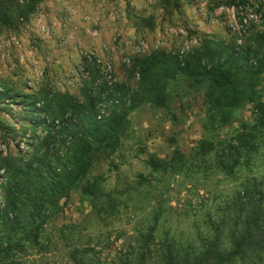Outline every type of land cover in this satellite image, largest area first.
I'll list each match as a JSON object with an SVG mask.
<instances>
[{
	"label": "trees",
	"instance_id": "1",
	"mask_svg": "<svg viewBox=\"0 0 264 264\" xmlns=\"http://www.w3.org/2000/svg\"><path fill=\"white\" fill-rule=\"evenodd\" d=\"M41 1L0 0V33L15 29ZM203 1L210 11L237 12L253 2ZM159 2L179 8L177 0ZM256 11L260 28L251 26L240 44L237 36L201 35L182 54L152 51L133 58L112 89L83 58L76 86L65 92L48 75L32 89L19 75L0 78V264H19L18 257L41 250L47 225L73 195L107 227L128 209L132 192L148 188L154 195L175 177L225 182L230 193L202 202L205 215L186 234L163 225V198L146 190L143 199L155 201L151 217L113 264H264V4ZM140 21L150 26L151 19ZM193 104L201 137L188 153L174 138L165 157L141 149L149 173L138 174L134 187L108 189L94 174L120 152L139 109L162 111L174 125L176 109L183 115ZM98 254L75 248L67 264H100Z\"/></svg>",
	"mask_w": 264,
	"mask_h": 264
},
{
	"label": "rangeland",
	"instance_id": "2",
	"mask_svg": "<svg viewBox=\"0 0 264 264\" xmlns=\"http://www.w3.org/2000/svg\"><path fill=\"white\" fill-rule=\"evenodd\" d=\"M177 1L178 9L167 8L159 0H42L28 17L18 19L15 29L0 33V78L15 79L19 75L25 86L32 89L48 75L53 77L52 85L65 92L76 86L79 77L74 74L81 72L82 55L94 53L103 60H111L114 84H119L124 80L123 70L129 69L133 58L157 50L184 53L197 44L201 35L220 39L237 36L240 44L251 26L260 28L261 18L256 9L264 0H253L252 7L242 12L224 8L210 11L203 0ZM142 19H151L150 26H144ZM189 31L194 35L190 36ZM71 81L73 86L66 87ZM198 111L195 104L183 115L176 109L180 122L173 125L162 111L139 109L130 117L129 139L111 163L100 165L94 174L106 178L108 189H123L129 184L134 187L138 174L149 173L143 164L144 156L139 155L141 149L165 157L171 150L170 138L184 153L200 139ZM261 174L264 176V165ZM230 189L225 182L219 186L215 182L175 177L161 185L154 195L148 188L132 192L128 209L120 208L118 218L107 227L73 195L61 202L63 211L47 225L41 242L44 251L32 249L16 262L67 264L71 250L90 246L99 252L100 264H113L134 233L151 217L155 201L143 199L141 195L146 190L152 196L161 194L165 227L176 233L192 234L193 222L200 224L206 212L201 203L211 199L215 192L228 194Z\"/></svg>",
	"mask_w": 264,
	"mask_h": 264
},
{
	"label": "built area",
	"instance_id": "3",
	"mask_svg": "<svg viewBox=\"0 0 264 264\" xmlns=\"http://www.w3.org/2000/svg\"><path fill=\"white\" fill-rule=\"evenodd\" d=\"M123 1V0H120ZM245 23V21H244ZM64 42H61L63 44ZM183 53V52H182ZM181 53V54H182ZM83 59H86V61L92 65H94L99 71L102 76L103 81L105 82L107 88L112 89L115 85V77L113 76V69H112V62L110 59L106 58L105 60L99 58L94 53H85L82 55ZM82 71V69H81ZM75 77H79V73L75 71ZM73 86V83H66V87L70 88ZM62 92H64L62 88Z\"/></svg>",
	"mask_w": 264,
	"mask_h": 264
}]
</instances>
